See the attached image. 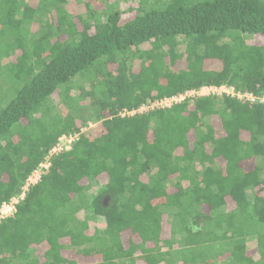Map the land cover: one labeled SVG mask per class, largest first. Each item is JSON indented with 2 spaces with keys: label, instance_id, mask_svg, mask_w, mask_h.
Returning a JSON list of instances; mask_svg holds the SVG:
<instances>
[{
  "label": "trees",
  "instance_id": "trees-1",
  "mask_svg": "<svg viewBox=\"0 0 264 264\" xmlns=\"http://www.w3.org/2000/svg\"><path fill=\"white\" fill-rule=\"evenodd\" d=\"M71 1L0 0L16 57L0 81V206L63 134L98 121L0 224V264H264V103L118 115L210 84L263 95L264 0H75L77 14Z\"/></svg>",
  "mask_w": 264,
  "mask_h": 264
},
{
  "label": "built area",
  "instance_id": "built-area-1",
  "mask_svg": "<svg viewBox=\"0 0 264 264\" xmlns=\"http://www.w3.org/2000/svg\"><path fill=\"white\" fill-rule=\"evenodd\" d=\"M226 95L229 97L237 98L239 100L246 101L248 103L262 102L264 103V94L257 96L250 91H242L234 85L230 84H210L203 85L198 89H188L182 92L174 93L168 96H163L160 98H149L148 101L141 103L139 107L133 108H123L118 112L120 117H129L139 114H147L155 109H168L172 108L177 104L186 102L187 100L193 101L196 98L204 96H222ZM98 128V121H90L86 125H83L80 131L63 134L58 141L49 149L48 153L45 155L44 159L39 163V165L30 173L26 182L21 188L19 194L14 195L7 201H4L0 206V224L7 218L14 216L17 211V206L21 201L26 198L27 193L33 185L39 183L42 179L44 173L49 171L52 165V159L54 156L62 153L65 150H69L72 144L79 140L81 134ZM90 135V134H89Z\"/></svg>",
  "mask_w": 264,
  "mask_h": 264
},
{
  "label": "rangeland",
  "instance_id": "rangeland-1",
  "mask_svg": "<svg viewBox=\"0 0 264 264\" xmlns=\"http://www.w3.org/2000/svg\"><path fill=\"white\" fill-rule=\"evenodd\" d=\"M97 2V3H96ZM95 4H99L98 1H96ZM123 6V5H122ZM123 8V7H122ZM70 9L71 11L74 13V14H77L79 12H81V10H85V6H81L79 3H77L75 0H72L71 3H70ZM8 10V7L5 8L4 10V13H6ZM3 13V14H4ZM134 15V13L132 12L131 13V16ZM0 25L2 26V24L0 23ZM0 30H1V27H0ZM244 35V34H243ZM10 43L11 42V39H10V36L8 34V31L5 30L4 32H1L0 31V81L5 83L6 86L9 85V82L8 81H11V78H9L10 76V73H9V69L11 68L10 67V63L12 62L13 59H15L16 57H14L13 55L11 56H8L7 54V51L10 49V47L12 46ZM249 43H262V39L259 38V37H254L253 39H250L249 40ZM12 66V64H11ZM186 66V63H185V60L181 59L177 62L176 65L172 66L173 69L177 70L179 68H185ZM10 67V68H9ZM86 78V77H85ZM76 79H80L79 77H77ZM87 79V78H86ZM13 85L16 87L21 86V84H18V82L14 81L13 82ZM9 96V94L7 95ZM15 95L14 94H11V96L9 97V100L10 98L14 97ZM57 99V98H56ZM55 99V100H56ZM57 102V100H56ZM60 108L62 109V111L66 112L67 110V107L65 105H61ZM243 165L245 167H248V168H251L253 165H254V162L253 160H248V161H245L243 163ZM107 179H108V176L106 173L102 174L100 176V182L102 184H105L107 182ZM143 179L144 180H147L148 177L145 175L143 176ZM86 183V181H84ZM159 201V200H157ZM93 229H90V232H92ZM134 237H137L136 235H134ZM127 238V237H126ZM128 239V238H127ZM78 260H80L81 262H83V259L78 257ZM85 261V260H84ZM139 264H144L143 261H140Z\"/></svg>",
  "mask_w": 264,
  "mask_h": 264
},
{
  "label": "crops",
  "instance_id": "crops-1",
  "mask_svg": "<svg viewBox=\"0 0 264 264\" xmlns=\"http://www.w3.org/2000/svg\"><path fill=\"white\" fill-rule=\"evenodd\" d=\"M252 44H255V43H252ZM244 163V162H243ZM244 166V165H243ZM244 168H245V170L246 171H249V170H251V169H253L254 168V165L251 167V168H248V167H245L244 166ZM170 189H171V191H174L175 190V188L173 187V186H171L170 187ZM226 201H227V212H232V211H234L235 209H236V207H237V204H236V202H235V200L232 198V197H230V196H227L226 197ZM202 210L205 212V213H209V208L208 207H203L202 208ZM163 236L165 237V238H169V236H171V224L168 222V219H167V215L165 216V219H164V222H163ZM132 235H136L137 236V234H134V233H132ZM128 239H127V238ZM135 238H137V237H135ZM130 239V233H127V232H124L123 233V241H124V243L125 244H127V243H129V240ZM62 241L63 242H65V243H67L69 240H68V238H63L62 239ZM135 242H137V243H140L141 242V240L139 239V237H138V239L137 240H135ZM251 242H253L252 240H251ZM148 246H152V243L151 242H149L148 243ZM42 247H44L45 248V245H42ZM175 248H177L178 246L177 245H175L174 246ZM167 249V248H166ZM40 250V249H39ZM255 252L252 250V251H248V255H250V256H252L255 260H257V259H259V255L257 254H254ZM78 257H80V258H82V256L81 255H71L70 256V258H76V259H78ZM224 259V256H222V257H220V259L221 260H223ZM79 262H81L80 260H78ZM210 261V260H209ZM144 262V264H147L145 261H143ZM139 264V263H138ZM177 264H182V261H180V262H178ZM200 264H202V263H200Z\"/></svg>",
  "mask_w": 264,
  "mask_h": 264
}]
</instances>
